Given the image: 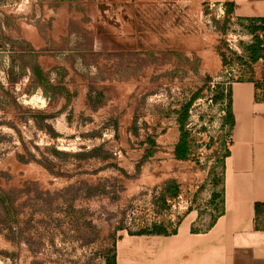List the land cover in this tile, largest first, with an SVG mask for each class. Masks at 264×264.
Masks as SVG:
<instances>
[{
    "label": "rangeland",
    "instance_id": "1",
    "mask_svg": "<svg viewBox=\"0 0 264 264\" xmlns=\"http://www.w3.org/2000/svg\"><path fill=\"white\" fill-rule=\"evenodd\" d=\"M147 1L138 3V21L142 25L138 30V53L147 47ZM24 5L29 6L30 1L0 0V18L6 8L16 11ZM92 5L101 6L102 12L91 13ZM126 5L130 2L78 0L59 4L60 8L75 11L70 20L85 36L78 35L84 43L92 39L94 30L90 26L102 23V42H107L102 47L105 66L110 65L106 60L117 53L115 39H123L125 44L126 37L131 36L130 30L124 28L130 17L125 13ZM219 5L208 4L201 23H194L193 15L177 13L172 6L170 27L162 29L155 24L154 73L149 86L131 87L127 75L132 71L125 65L133 57L129 55L130 45L123 44L124 56L118 61L121 69L118 63L116 66L120 77L117 80L123 84H105L107 104L99 112L83 111L82 104L77 103L71 122L66 113H61L51 129L41 116L55 112L61 106L60 98L49 105L53 101L25 81L8 85L6 93L0 89V264H106L122 232L135 234L166 223V181H174L178 191L189 196L203 187L196 207L206 204L212 185L210 172L214 167L221 172V166L215 165L217 151L209 150L214 144L207 146L210 134H217L216 129L205 133L193 118V154L184 166L171 162L166 154L168 145L161 134L173 120L162 123V118L169 114L173 117L174 108L194 93L208 96L210 88L223 87L231 77L249 71L241 67V60L248 59L243 46L252 40L247 33L249 19L235 16L226 8L222 15ZM47 15L43 13L42 51L63 57L72 42L61 29L59 34L51 33L53 23ZM66 18L65 11L59 14L60 24ZM84 49L87 54H98L90 47ZM145 61L144 58L142 64ZM205 109L206 102H201L197 112L203 115ZM149 115L152 126L134 135L130 131L132 119ZM116 124L120 133L117 136ZM56 134L60 137L54 138ZM147 134L157 140L156 153L140 164L137 174ZM98 145H102L101 159L89 152Z\"/></svg>",
    "mask_w": 264,
    "mask_h": 264
},
{
    "label": "crops",
    "instance_id": "2",
    "mask_svg": "<svg viewBox=\"0 0 264 264\" xmlns=\"http://www.w3.org/2000/svg\"><path fill=\"white\" fill-rule=\"evenodd\" d=\"M29 1V6L24 5L16 11L6 8L4 17L0 18V89L6 93L8 85L15 86L25 81L33 85L35 91H40L46 99L53 101L49 105L60 98L61 106H58L55 112L41 116L51 129L54 126L53 121L61 113H66L67 121L71 122L72 110L77 103L82 104L83 111H101L107 104L105 84H123L117 80L120 77L116 74L117 63L121 69L118 61L124 56L123 39H115V42H118L115 45L117 53L114 58L106 60L110 65L105 66L102 63V47L106 46L107 42H102V23L90 26V29L94 30L92 39L89 43H84L78 36L84 35L76 31V23L70 20L71 13L75 11L59 6L60 3L71 4L78 0ZM126 1H129L130 5L125 6V13L130 17L127 18L124 28L130 30L131 36L126 37L128 42L124 46L130 45L129 55L133 58L125 67L132 71L127 75L130 76L131 87L149 86L154 73L156 41L153 30L155 24L162 29L170 27L172 6L177 9V13L186 12L193 15L194 23L202 22L204 8L211 3L224 5L227 11L235 16L255 20V25L261 27L257 35L263 41V53L261 58L249 67L250 78L234 83L230 89L231 103L228 115L233 126V138L228 153L221 162V177L215 186L211 185L207 194L205 203L209 206L191 209L181 219L175 232H122L115 244L116 264H264V0H148V21L144 26L148 31L145 41L147 47L142 53H138L137 47L138 30L142 27L137 15L139 0ZM120 2L122 4L123 0ZM39 3L45 5L44 11ZM90 8L91 13L102 12L101 6L92 5ZM22 10L25 12H20ZM64 11L67 18L60 24L59 14ZM44 12L52 19L51 33L54 31L59 34L61 29L68 41L72 42L68 45L72 47L66 50L63 57L42 51ZM80 24L86 26L84 22ZM103 28L107 29L108 26ZM114 28L117 30L119 27ZM251 42L252 40L248 43ZM85 46L98 54L85 53ZM144 58L146 61L142 64ZM109 66L112 68L108 69ZM24 92L28 93L26 90ZM146 93L147 91L144 95ZM187 102L174 108L173 117L169 114L167 118H162V123L173 120L172 125L163 128L161 134L164 144L168 145L166 154L171 162L182 165L187 164L188 160L178 158L176 152L184 155L188 151L187 147L183 148L187 146V138L184 137L185 122L182 123V110ZM150 126V115L141 119L135 117L132 119L130 131L139 136L141 130L147 131ZM114 128L117 136L120 134L118 124ZM99 136L101 137V134ZM53 137L58 138L60 135ZM156 144L155 137L147 134L142 141L145 148L142 161L136 165L137 174L141 163L155 155ZM212 150L214 147L211 146L210 151ZM101 151L102 145H98L89 152L101 159ZM114 155H117L116 152ZM117 168L128 174L124 168ZM211 174L212 171V179ZM177 191L178 185L174 181L164 183L165 199L175 196ZM203 191V187L196 191L197 200ZM213 193L219 196L213 199L216 205L211 202Z\"/></svg>",
    "mask_w": 264,
    "mask_h": 264
},
{
    "label": "built area",
    "instance_id": "3",
    "mask_svg": "<svg viewBox=\"0 0 264 264\" xmlns=\"http://www.w3.org/2000/svg\"><path fill=\"white\" fill-rule=\"evenodd\" d=\"M219 6L221 14L225 15V7L222 4H220ZM259 25L261 24L259 23ZM246 61L247 64H241L242 68H249L248 65H250V62L248 61V59ZM235 66L239 67L238 64H236ZM232 67H234V65ZM249 78L250 75L248 74V72H245L243 75L240 73L238 76L231 77L225 84H223V87L214 86L210 88L208 96L200 97L199 94V96L192 102L188 113V120L185 125V130L189 134V141L191 144V153L189 155V159H191V156L193 154V142L190 130L192 127L193 118H197L196 121H198V126L202 127L205 133L208 132L210 134V129H216L217 134L215 136H212V134H210V140L207 146H209L211 143L214 144L211 146L212 148L214 147V149L217 151L214 157V159H216L215 165L221 166V162L228 153V149L230 144L232 143L233 138V126L227 120L231 103L230 89L234 83L248 80ZM219 92H221L223 95L221 98H216ZM201 102H206V109L203 115H199L200 113L197 112V108L201 105ZM202 116L203 119L201 120ZM166 202L167 209L164 210V213L168 214V220L166 221V223L161 224V226L165 227L169 232H172L177 229L181 219L191 209L197 208L196 205L198 203V200L195 194L189 196L184 191H178L175 196L167 198ZM203 205L208 204L206 203Z\"/></svg>",
    "mask_w": 264,
    "mask_h": 264
},
{
    "label": "trees",
    "instance_id": "4",
    "mask_svg": "<svg viewBox=\"0 0 264 264\" xmlns=\"http://www.w3.org/2000/svg\"><path fill=\"white\" fill-rule=\"evenodd\" d=\"M247 28H248L247 29V33L252 35V42L249 43V44H244L243 49H244V51H245V53L247 55L248 61L250 62V65H248V66L251 67V64L255 63L262 56V53H263V46H262L263 45V41L257 35V31L261 27L255 25V20L249 19L248 24H247ZM241 62L244 63V64H247V61H245V60H241ZM199 94H200L199 92L193 94L192 97L190 98V100L183 107V110H182V114H183L182 123L185 122L184 123V128H185L186 122L188 120V113H189V109H190V107L192 105V102L199 96ZM222 95L223 94L221 92H219V94L216 96V98H221ZM229 118L230 117L228 115V117H227L228 122H230ZM184 137L187 138V146L185 145L183 148L187 147L188 151H187V153L185 152L184 155L181 152H176V155L178 156V158H183V159H187L188 160L189 159V155L191 153V144H190V141H189V134H188V132L186 130H185ZM211 175H212L211 182L215 186V184L218 183L221 175H220V173L218 171H216L215 167L212 169V174ZM177 192L175 193V195L177 194ZM215 197L218 198L219 196H217V195H215V193H213L212 196H211V199H212L211 202L213 204H215V200H213V199H216ZM175 231H172V232H175ZM168 232L169 231L165 227H163L161 225H154L152 228L141 229L135 234H154V233L167 234ZM115 257H116V255H115V251H114L113 256L111 258L106 259L107 260L106 264H116Z\"/></svg>",
    "mask_w": 264,
    "mask_h": 264
}]
</instances>
